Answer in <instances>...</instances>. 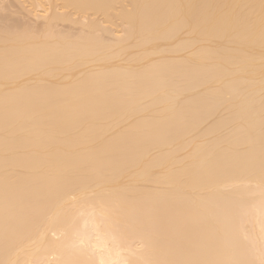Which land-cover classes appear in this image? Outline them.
<instances>
[{
	"label": "bare ground",
	"instance_id": "bare-ground-1",
	"mask_svg": "<svg viewBox=\"0 0 264 264\" xmlns=\"http://www.w3.org/2000/svg\"><path fill=\"white\" fill-rule=\"evenodd\" d=\"M46 1L0 25V264H264V0Z\"/></svg>",
	"mask_w": 264,
	"mask_h": 264
},
{
	"label": "rangeland",
	"instance_id": "rangeland-1",
	"mask_svg": "<svg viewBox=\"0 0 264 264\" xmlns=\"http://www.w3.org/2000/svg\"><path fill=\"white\" fill-rule=\"evenodd\" d=\"M21 1H22V3H21ZM26 1V0H25ZM24 0H0V6L2 7V8H0V25L1 26H16L17 24H19V26L22 24V25H25L26 26V24H27V27H31V28H39L40 26H42V24H44L43 22H44V19H46V16H47V14H46V16L43 14V13H46L43 9H47L48 10V15L51 13V11H50V8L52 9V5H51V3H50V5H48V2L46 3V2H44V4H42V6L41 5H35V4H31V1L30 0H28V1H26L25 2ZM46 4V5H45ZM35 5V6H34ZM45 5V8L43 7ZM50 6L49 7V9L47 8L48 6ZM5 6V7H4ZM30 7V8H29ZM32 7V8H31ZM4 8V9H3ZM8 9V10H7ZM33 9V11H35V12H37L36 14H38V15H40V14H42L43 16H37L36 14H35V12H34V14H32V13H28V12H33V11H31ZM36 9V10H35ZM55 9H57L58 10V7L57 8H55ZM63 9H59L58 11H61V12H63L62 11ZM8 12V13H7ZM50 12V13H49ZM4 13H7V14H4ZM11 13V14H10ZM3 17H2V16ZM9 16V17H8ZM44 16H45V18H44ZM75 16H76V18L74 17V15H72L71 16V18L72 17H74L73 19H77L78 17H77V15L75 14ZM2 17V18H1ZM8 17V18H7ZM11 17V18H10ZM43 17V18H42ZM11 19V20H10ZM5 20H7V21H5ZM83 20V19H82ZM11 21H12V23H11ZM22 23H21V22ZM71 22V21H70ZM15 23H17V24H15ZM31 24V23H34V24H31V25H29V24ZM72 23V22H71ZM71 23H69V21L67 20V21H59L58 23H57V25L54 27L55 29L54 30H59V32L61 31H63L64 32V30L66 31V32H64V34L66 33V34H68L69 33V31H71L72 32V30H73V33H74V31H76V30H78V29H82V26H81V28H80V24L79 23H77V26H76V23L75 24H71ZM57 27V28H56ZM34 28V29H35ZM73 28V29H72ZM68 32V33H67ZM69 33V34H72V33ZM76 32H81V31H76ZM75 32V33H76ZM117 33H119V32H116L115 33V35L113 34V36L114 37H116L118 34ZM122 32H120V34H121ZM76 34H78V33H76ZM109 34H107V36H108ZM112 35H109L108 37L109 38H114ZM82 230H80V231H76L75 232V234L77 235H79L80 233H78V232H81ZM94 231V230H93ZM95 232V231H94ZM93 232V233H94ZM52 233H54V232H52ZM82 233V232H81ZM90 233H91V235H90ZM93 233H92V229L89 227L88 228V237H91V236H94L93 235ZM59 234V232L58 233H56L55 235L57 236ZM61 234V233H60ZM95 234V233H94ZM54 234H53V236L54 237H56ZM74 235V234H73ZM96 235V234H95ZM57 237H60V235H58ZM75 237V236H74ZM77 237H79V236H77ZM95 238H97V235L96 236H94L93 238L91 237V238H89L90 240H88V238L87 239H85L86 241L88 240V241H90V242H92V245H94V241H91L92 239H95ZM78 241V242H77ZM86 241H84V243H87L86 245L89 247V245H90V248L88 249V247L85 249V250H90V252H91V250L93 249L92 247H91V243L89 242H86ZM260 243H261V245H262V242L261 241H259ZM259 243V244H260ZM75 244H77V246L76 247H82V248H84V247H86V245L84 246V245H82L83 243H82V241H80V240H76V242H75ZM73 245H74V243H73ZM260 245V247H262ZM74 248H75V246H73ZM72 247V248H73ZM97 246H95V248L93 249V252H91V255L89 256L88 255V258L89 259H91V260H94L95 262L97 261V258L98 257H96V255H99V251H101V252H103V251H105V248L104 247H101V249H99V248H96ZM260 247L258 248V250L260 249ZM264 248V247H263ZM262 248V249H263ZM258 250H256V252H253V253H257V251ZM253 251H255V250H253ZM88 252V251H87ZM89 252V253H90ZM94 252H96V253H98V254H96V253H94ZM260 252H262V251H260ZM88 253V254H89ZM92 253H94V254H92ZM263 253V252H262ZM258 254V253H257ZM53 254H51V255H49V256H47V259H49V258H51V260H53L52 258H55L54 256H52ZM95 255V256H94ZM50 256H52V257H50ZM93 256V257H92ZM92 257V258H91ZM50 260V259H49Z\"/></svg>",
	"mask_w": 264,
	"mask_h": 264
}]
</instances>
